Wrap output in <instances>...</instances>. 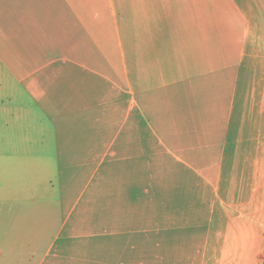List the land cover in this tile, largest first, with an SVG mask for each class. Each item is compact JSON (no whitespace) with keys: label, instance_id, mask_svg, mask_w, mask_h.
Wrapping results in <instances>:
<instances>
[{"label":"crops","instance_id":"crops-1","mask_svg":"<svg viewBox=\"0 0 264 264\" xmlns=\"http://www.w3.org/2000/svg\"><path fill=\"white\" fill-rule=\"evenodd\" d=\"M213 5L0 0V16L14 21V117L65 114L78 159L115 192L73 217L75 202L52 235L50 218L23 215L32 202L8 187L15 162L0 155V264H262L264 230L235 221L217 248L204 199L230 145L229 46L215 39ZM181 175L209 185H180ZM258 177L264 191V154Z\"/></svg>","mask_w":264,"mask_h":264},{"label":"rangeland","instance_id":"rangeland-1","mask_svg":"<svg viewBox=\"0 0 264 264\" xmlns=\"http://www.w3.org/2000/svg\"><path fill=\"white\" fill-rule=\"evenodd\" d=\"M213 1L214 25H220L214 29L215 39L229 46L231 96L226 139L230 145L221 178L213 177L204 199L214 203L213 244L225 248L233 238L235 221H252L257 229L264 230V224L257 225V217L264 213V191L258 177L259 159L264 154V0ZM13 28L12 16H0V155L11 156L15 162L8 172L12 173L8 187L14 188L22 200L32 202L22 208L23 215L31 212L39 223L50 218L52 235H56L75 202L81 204L73 217L83 209L84 202L109 200L115 192L104 185L102 171L92 175V161L78 159L81 153L78 145L72 144L74 134L70 138L65 114L36 108L31 116L19 113L14 117L22 102L14 103L13 64L9 59L14 55ZM179 178L180 185H209V178L200 175ZM200 195L198 192V198Z\"/></svg>","mask_w":264,"mask_h":264}]
</instances>
